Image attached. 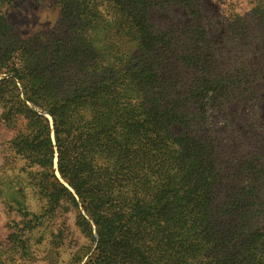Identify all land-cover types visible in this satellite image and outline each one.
<instances>
[{"label": "trees", "instance_id": "16d2710c", "mask_svg": "<svg viewBox=\"0 0 264 264\" xmlns=\"http://www.w3.org/2000/svg\"><path fill=\"white\" fill-rule=\"evenodd\" d=\"M216 2L222 24L203 0H56L43 45L0 53V202L16 227L0 264L44 235L56 251L69 236L70 264H137L120 250L129 227L151 228L152 264H264V94L240 57L254 27L264 49V0ZM16 3L0 0V45L19 41Z\"/></svg>", "mask_w": 264, "mask_h": 264}, {"label": "rangeland", "instance_id": "374dc122", "mask_svg": "<svg viewBox=\"0 0 264 264\" xmlns=\"http://www.w3.org/2000/svg\"><path fill=\"white\" fill-rule=\"evenodd\" d=\"M17 3L15 7L4 8V16L12 28L14 34L19 37V41L13 43L11 45H0V53L4 54H12L14 56L24 53L27 54L30 47H37L38 45H43L41 38V33H55L57 30V26L55 21L57 19L58 9L55 6L56 0H15ZM205 2V7L208 11L216 12V21L220 24L223 22V14L222 9L218 6L216 0H203ZM219 16H218V15ZM153 18L156 19V22L159 23V27L163 28L165 24L164 17L165 14L161 13L160 15H152ZM182 22H188V17H182ZM168 23V22H166ZM218 24V31L216 40L218 42H223L225 44V39L222 37V32ZM255 25V23H254ZM255 28V27H254ZM252 28V37L250 38V42L246 48H243L240 52L241 60L249 62L253 69H257L258 71V81L256 84H259L261 89V95L264 94V49L262 45L257 41L258 30L257 28ZM217 29V28H216ZM77 35V34H76ZM75 35V36H76ZM54 37L55 43L58 45H65L70 47L74 44V36L71 35L66 41L64 37ZM57 38H59L57 40ZM55 45V44H54ZM226 47V46H224ZM68 55L70 57L67 58L68 61L71 60V56H73V52L68 51ZM5 77L4 74H0V78ZM264 98V95H263ZM256 130V129H255ZM260 133H264L262 128L258 131ZM5 132L0 131V174L4 169H7L8 162L7 159L11 156V152L8 147V138ZM54 169L55 174L57 176L56 169V159H54ZM9 173L10 175H4L3 178L8 180V176H13L12 171H6L5 174ZM151 183H148V185ZM27 194V203L31 207V210L36 211L38 208L35 207V199L30 195L29 192ZM13 213H11L4 205L0 202V248L4 244L7 243V235L12 232L16 227L15 223L12 221ZM128 233L126 238H124L122 242V247L120 250L124 255H129V258H133L137 261V264H152V230L149 228V234L142 232L140 230H135L133 228H128ZM146 231V230H145ZM48 231H46L47 233ZM34 237L32 241L35 243L34 247L35 251L29 253L23 252H14L7 254V263L8 264H70L72 253L76 250V246H74V242L69 239V236L65 239V246L56 251L54 248L55 244H52L51 238L49 235H44V239L41 240ZM23 238H20L22 240ZM14 240V239H13ZM11 240V242L13 241ZM80 243H85L84 238H80ZM15 240L13 245L18 246L17 250L21 245H24L25 241H20L18 243ZM10 243V242H9ZM128 243V245H125ZM64 250V251H63Z\"/></svg>", "mask_w": 264, "mask_h": 264}]
</instances>
